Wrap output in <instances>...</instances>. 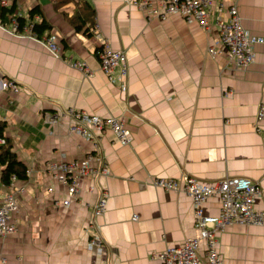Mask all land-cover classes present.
Segmentation results:
<instances>
[{"label":"crops","instance_id":"obj_1","mask_svg":"<svg viewBox=\"0 0 264 264\" xmlns=\"http://www.w3.org/2000/svg\"><path fill=\"white\" fill-rule=\"evenodd\" d=\"M10 1L21 16L39 6L50 25L44 34L56 35L62 56L0 25V78L18 88L0 90L2 136L28 172L11 181L24 192L15 196L16 231L0 237L6 264H160L157 253L199 233L190 197L154 187L151 177L190 174L209 184L243 176L264 186V118L256 117L264 103V41L254 46V62L240 69L215 45L214 13L203 29L178 14L145 16L132 0ZM238 13L244 28L264 38V0H238ZM89 22L125 53V89L100 70L97 42L83 29ZM213 45L215 55L207 50ZM65 57L82 62L93 75ZM66 107L122 117L132 143L120 144L109 130L84 140L68 131L63 117L49 124L47 116ZM96 149L110 174L78 178L76 194L61 205L67 191L50 179L46 163L61 156L81 159ZM7 189L0 182V194ZM101 193L106 211L96 227L103 249L96 255L86 246L87 226ZM219 207L218 196L202 203L206 215L218 214ZM263 207L257 198L255 208ZM217 238L220 264H264L263 226L231 224ZM204 248L200 239L202 256Z\"/></svg>","mask_w":264,"mask_h":264},{"label":"built area","instance_id":"obj_2","mask_svg":"<svg viewBox=\"0 0 264 264\" xmlns=\"http://www.w3.org/2000/svg\"><path fill=\"white\" fill-rule=\"evenodd\" d=\"M135 5L143 13L154 16H166L178 14L187 23H195L203 29L210 26V16L214 13V21L218 30L215 45L227 50L228 60L235 68L245 69L254 62V46L263 42V37L250 33L243 27L238 13V0H133ZM10 0H0V9L8 7ZM146 14V15H147ZM16 11L8 17V21L0 19V25H7L9 31L15 34H25L44 44L56 56H62V49L54 36L47 37L38 34L32 29L33 24L41 20L39 14L20 22ZM7 23V24H6ZM93 36L97 42L95 54L99 62V68L104 73L108 82H118L122 89L126 88V76L128 65L125 53L122 50L113 49L106 36L102 34L97 24L90 25ZM208 52L215 55L216 47H208ZM65 60L73 67L79 69L86 76H92L82 62L72 57ZM118 71L115 72V69ZM12 88L18 90L15 83L1 77L0 89ZM68 119V131L81 136L84 140L91 141L93 136L106 130L112 132L120 144L132 143V131L125 120L119 116H100L74 107H66L52 112L47 116L49 124L54 125L60 118ZM257 119L264 118V103L259 104ZM5 143L0 136V145ZM94 162V163H93ZM46 171L54 182L63 185L67 191V197L61 201V205L68 206L70 198L77 192V179L97 174L108 175L110 170L98 149L87 153L81 159H65L46 163ZM150 181L156 187L166 190H182L191 199L193 208L194 227L199 237H189L179 246H169L156 254L160 264H220L221 258L217 250L218 234L231 224H256L264 227V207L255 208L257 198L264 200V186L243 176H225L213 183H204L190 174H184L180 178L151 177ZM8 189L0 194V236L5 237L16 231L13 214L19 210L16 199L17 193L24 192L19 186L13 188L9 183ZM216 195L220 200L219 212L216 215H206L202 210V203L209 196ZM106 195L101 193L91 207V217L88 222V243L96 254L102 252V237L96 227V217L105 208ZM58 203V202H57ZM204 241L203 256L198 253L199 240ZM0 264H6V256L0 252Z\"/></svg>","mask_w":264,"mask_h":264},{"label":"trees","instance_id":"obj_3","mask_svg":"<svg viewBox=\"0 0 264 264\" xmlns=\"http://www.w3.org/2000/svg\"><path fill=\"white\" fill-rule=\"evenodd\" d=\"M14 4L12 6L1 8L0 9V19L3 22L8 21L9 15L13 12ZM41 14L39 6H32L28 11V16L33 14ZM20 22L24 21L22 16L18 17ZM93 22H89V25H92ZM76 29H81V25L74 24ZM50 28V25L42 18L39 22L33 24L32 29L38 34H43ZM84 32H88L86 24L83 26ZM4 128V123H0V136H2V130ZM25 179L26 175V166L25 164L17 157L16 153L12 148V144L6 140L4 145H0V182L3 185H8L12 178Z\"/></svg>","mask_w":264,"mask_h":264},{"label":"rangeland","instance_id":"obj_4","mask_svg":"<svg viewBox=\"0 0 264 264\" xmlns=\"http://www.w3.org/2000/svg\"><path fill=\"white\" fill-rule=\"evenodd\" d=\"M132 3L135 5V3H134V1L132 0ZM10 6H12V3H11V1H10V4H9V6L8 7H10ZM136 7H137V5H135ZM4 8H6V7H4ZM138 8V7H137ZM139 9V8H138ZM13 11H16L15 10V7H14V9H13ZM29 11V10H28ZM141 11V10H140ZM142 12V11H141ZM13 13V12H12ZM28 13V12H27ZM143 13V12H142ZM36 14V13H35ZM37 14H39V13H37ZM145 16H150V17H158V18H165V17H167V16H170V15H166V16H161V15H158V16H154V15H149V14H147V13H143ZM147 14V15H146ZM34 15V14H33ZM32 15V16H33ZM40 16H41V14H39ZM17 16V18L19 17V16H21L20 14H18V15H16ZM32 16H28V14H27V16H22L23 18H24V21L25 20H27V19H29V18H31ZM182 17V16H181ZM43 17L41 16V19H42ZM183 18V17H182ZM184 19V18H183ZM185 20V19H184ZM7 24V23H6ZM94 24V23H93ZM2 26V25H1ZM87 26V28H88V32H92V28H91V26L89 25V24H87L86 25ZM199 26V25H198ZM3 27H6L7 28V25H3ZM200 27V26H199ZM9 29V28H8ZM248 30V29H247ZM249 31V30H248ZM250 32V31H249ZM250 33H252V32H250ZM44 34V33H43ZM92 34H93V32H92ZM252 34H254V33H252ZM20 35H24V36H26L25 34H20ZM44 35H46L47 37H50V36H54V37H56V35H54V33H52V34H50V33H48V34H44ZM256 35V34H255ZM263 41H264V38H263ZM44 45V44H43ZM45 46V45H44ZM61 46V45H60ZM46 47V46H45ZM47 48V47H46ZM48 49V48H47ZM61 49H62V46H61ZM49 50V49H48ZM50 51V50H49ZM51 52V51H50ZM52 53V52H51ZM53 54V53H52ZM53 55H55V54H53ZM56 56V55H55ZM65 58H68V57H65ZM6 79H8V78H6ZM10 80V79H9ZM12 82H13V80H11ZM14 83V82H13ZM7 89H11L12 91H14V92H16V90H13L12 88H4V89H0V90H7ZM130 129V128H129ZM3 137V136H2ZM5 139V138H4ZM5 143H6V139H5ZM4 143V144H5ZM3 144V145H4ZM28 174V172H27V170H26V175ZM184 175V174H183ZM182 175V176H183ZM181 176V177H182ZM193 176V175H192ZM155 177H157V176H155ZM167 177H169V176H167ZM195 177V176H194ZM157 178H162V177H157ZM175 178V177H174ZM196 179H198L197 177H195ZM12 179H14V177L12 178ZM199 180V179H198ZM220 180V179H219ZM12 181V180H11ZM149 182H150V184L151 185H153V183L149 180ZM11 183V182H10ZM9 185V184H8ZM154 187H156L155 185H153ZM158 187V186H157ZM160 188V187H159ZM164 190H166V189H164ZM169 190H172V189H169ZM172 191H179V192H183L184 194H186L184 191H182V190H172ZM187 195V194H186ZM188 196V195H187ZM213 196H216V195H213ZM210 197V196H209ZM207 199V198H206ZM92 210V209H91ZM90 210V211H91ZM105 211H106V201H105V208H104V210L101 212V214L99 215V216H97L96 217V219L98 218V217H100V216H102L104 213H105ZM91 212H90V217H91ZM95 219V220H96ZM89 222V221H88ZM234 224V223H233ZM88 227V226H87ZM87 231H88V229H87ZM90 233V231H88V234ZM98 233H99V231H98ZM12 234V233H11ZM9 235V234H8ZM7 236V235H6ZM0 237H2V236H0ZM87 239H88V237H87ZM87 243H88V240H86V246H87ZM102 244H103V240H102ZM87 249L89 250V251H91L92 253H94V254H96L94 251H92L91 250V248H89L88 246H87ZM102 249H103V247H102ZM102 253V252H101ZM100 253V254H101ZM96 255H99V254H96ZM6 263H7V258H6Z\"/></svg>","mask_w":264,"mask_h":264}]
</instances>
